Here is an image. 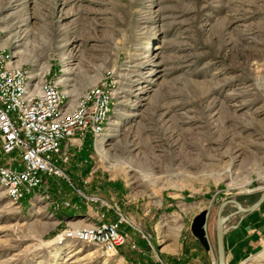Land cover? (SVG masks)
Segmentation results:
<instances>
[{"label":"rangeland","instance_id":"obj_1","mask_svg":"<svg viewBox=\"0 0 264 264\" xmlns=\"http://www.w3.org/2000/svg\"><path fill=\"white\" fill-rule=\"evenodd\" d=\"M0 30L71 98L116 80L110 121L68 147L67 178L42 175L22 204L0 188V264H175L201 209L218 264L219 206L253 203L264 172V0H0ZM116 212L128 222L112 254L57 241ZM246 259L264 264V234Z\"/></svg>","mask_w":264,"mask_h":264},{"label":"built area","instance_id":"obj_2","mask_svg":"<svg viewBox=\"0 0 264 264\" xmlns=\"http://www.w3.org/2000/svg\"><path fill=\"white\" fill-rule=\"evenodd\" d=\"M48 75L33 79L0 42V188L12 203L40 195L44 174L67 178L62 165L68 161V147L81 151L88 139L94 144L115 107L116 80L110 74L75 98ZM256 190H264V172ZM85 199L100 201L95 196ZM116 214L113 220L101 214L92 224L70 226L57 241L91 244L112 254L124 242L120 227L128 222ZM249 260L242 264H252Z\"/></svg>","mask_w":264,"mask_h":264},{"label":"crops","instance_id":"obj_3","mask_svg":"<svg viewBox=\"0 0 264 264\" xmlns=\"http://www.w3.org/2000/svg\"><path fill=\"white\" fill-rule=\"evenodd\" d=\"M261 192L262 191H256L255 193H259L260 196ZM257 199L254 202H256ZM232 200L233 199H228L225 202H221L217 213L218 218L222 210L227 211L223 216L226 217L223 224L225 264H239L241 260L251 256L261 245L262 236L264 234V201L256 209L250 212H242ZM223 203L225 204L223 205ZM249 206L246 205V207ZM98 219L99 218H95L94 222ZM107 219H109V217H107ZM188 241V246L184 247L182 250L179 247L177 252L174 253L175 255L171 258L173 263L215 264L214 256L209 251V249L212 250L210 242L209 249H206L192 232L191 236H188Z\"/></svg>","mask_w":264,"mask_h":264},{"label":"water","instance_id":"obj_4","mask_svg":"<svg viewBox=\"0 0 264 264\" xmlns=\"http://www.w3.org/2000/svg\"><path fill=\"white\" fill-rule=\"evenodd\" d=\"M233 203L239 208L242 212H250L256 209L264 201V190L260 193L259 198L249 207H242L241 204L233 199ZM225 203H223L224 205ZM222 209V205H221ZM208 211L206 209H201L200 212L192 219L190 224V230L192 234L200 241V243L206 248H209V240L206 233V219ZM226 220V217L217 218L216 221V243H217V259L218 264H225V254L223 247V224Z\"/></svg>","mask_w":264,"mask_h":264}]
</instances>
